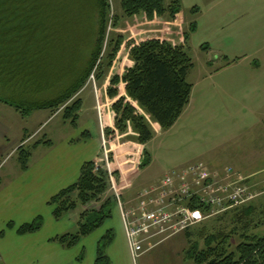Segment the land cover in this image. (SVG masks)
I'll return each instance as SVG.
<instances>
[{
    "label": "trees",
    "instance_id": "16d2710c",
    "mask_svg": "<svg viewBox=\"0 0 264 264\" xmlns=\"http://www.w3.org/2000/svg\"><path fill=\"white\" fill-rule=\"evenodd\" d=\"M120 4L127 16L143 14L147 21L164 15L177 19L182 10L181 0H120ZM117 18L111 11V0H0L1 90L14 88L16 81L25 85L46 78L48 72H52L60 62L55 57L63 51L65 37H96L87 64L80 71L77 70L79 74L55 96L44 100H27L25 103L7 99L1 101L15 107L24 117L34 110H57L71 101L64 109L63 118L77 126L82 100L75 96L94 71H99V79L105 75L125 44L126 39L122 35L107 41L110 38L109 24L112 22L117 26ZM84 27H87L85 32ZM195 28L196 23H193L191 30ZM188 38L186 35L185 43L181 45L156 36L126 43L130 45L129 57L133 64L126 67L122 75L115 74L110 80L108 94L111 98L118 97L112 106L116 129L125 133L131 127L138 133L137 141L145 145L141 167L148 166L152 161L146 147L155 135L149 119L158 123L161 129L169 130L190 102L193 85L188 80V72L193 64L185 50ZM202 47L205 48V45ZM106 55L107 65L104 67ZM120 83L125 84L126 96L120 95ZM112 132L109 129L105 131L107 136ZM39 143L51 144L52 141L39 140L31 148L24 145L19 147L18 158L22 169L27 168L32 149ZM140 154V148L134 151L130 169L137 166ZM110 187L108 170L98 167L95 161H88L82 166L79 179L53 196L49 204L54 207L55 218L59 219L67 212L76 210L78 202L86 206L100 201ZM116 205L115 197L107 195L99 207L81 213L76 233L58 235L53 239L65 246H73L82 236L90 234L112 217ZM191 206L204 212L208 210L195 199ZM42 224V217H37L18 231L33 232ZM229 236L222 233L207 235L203 247L193 242L188 253L194 264H264V234L243 233L242 241L234 251L229 250ZM112 238L109 233L102 238L96 264H111L105 248Z\"/></svg>",
    "mask_w": 264,
    "mask_h": 264
},
{
    "label": "rangeland",
    "instance_id": "374dc122",
    "mask_svg": "<svg viewBox=\"0 0 264 264\" xmlns=\"http://www.w3.org/2000/svg\"><path fill=\"white\" fill-rule=\"evenodd\" d=\"M249 4H256L257 10L247 9L246 5L249 6ZM181 8V13L177 19H172L169 15H165L159 20L147 21L143 14L132 17L127 16L121 7L120 0H111V11L118 18L117 26H114L112 22L109 24L108 36L110 38L107 41L117 38L118 35L125 37V44L119 51V56L122 57L120 59L122 65L124 63L123 57L126 53L129 55L130 45L126 43H133L132 41H138L147 36H156L166 39L174 45H181L185 43V37L188 35L189 38L186 40L185 50L192 59L193 65L190 68V70L192 69V82L197 84L193 91L192 109L190 110L192 112L185 114L172 129L158 133L154 131L155 136L147 145V149L152 156L151 164L148 165L143 175L139 174V179L132 186V190L135 191L147 186L173 168H184L196 163H202L211 171L220 174L230 170L229 168H233L235 173H239L244 178L242 183L248 187L254 198L241 207L231 209L223 215L205 219L202 223L196 225L202 229L203 237L198 238V236L193 235V238L199 241L200 246H204L207 235L218 233L230 235L227 238L230 243L229 250L234 251L242 241L241 235L243 233L249 235L264 234V170L255 172V170L261 168L262 163L249 164L245 169L238 168L237 170L231 160V153L230 155L228 154L232 150H237L239 151L238 153L243 150L251 152L259 146L260 142L256 137L259 129L255 127L256 125L261 127V122H257L256 119L259 114L262 115L264 113V106L257 104L236 107L229 102L230 96L222 95L220 90L215 87H206L207 84H204L203 80L200 79L203 69L210 65L209 67H212V71L217 70L224 65L226 58H219L222 55H218L216 59L213 53L208 55L202 45L206 41L212 40L214 44L216 43L218 46L222 44L221 48L233 54L230 57L244 56L243 65L248 64L252 59H257L264 67V0H181ZM198 8L201 9L199 12H202L200 15ZM248 16L250 19L246 28L244 23L249 18ZM193 23H196L195 30H191ZM86 28L84 27L83 32L86 31ZM243 35H250L249 37L255 39L249 46L244 48L239 47L240 41L244 39ZM215 37H224V40L217 42ZM65 41L63 51L58 52L55 57L56 61H60L58 66L53 67L55 69L52 72L49 71L46 78L36 82L34 80V82H29L25 85L21 81H14V88L8 90H1L3 87H0V119H10L12 114L16 118L14 119L15 122H13L14 130H11L12 128L8 130V126L12 122L4 121L2 123L0 121V164L8 153L11 151L14 153L0 165V177L5 183H8L10 179L6 178L7 172H10V176H12V173L18 172L16 163L19 165L20 162L18 159L20 146L24 145L26 148H31L35 142L42 139L59 142L62 140L59 139L60 136L69 134L72 131L70 122L63 119L64 109L71 101L57 110L51 108H46V111L34 110L31 112L32 114L30 113L31 115L29 114V117L25 116L26 118L21 112L11 109L10 106H6L7 104L1 101V99H7L25 103L27 100H44L55 96L67 86L90 59L91 52L95 47L96 37H65ZM74 46L76 47L74 48ZM106 57L107 55L104 57L106 59H104V67L107 65ZM209 58L212 61L210 64L208 63ZM77 70L79 71L77 72ZM92 74H94V78L91 75L84 87L89 85V87H94L95 90L96 88L101 89L102 83L105 81L104 78H98L99 71ZM215 78L217 77L213 76L211 80L205 81L215 83ZM121 87L123 88V86ZM78 94L75 96L76 99ZM96 104L97 100L91 101L88 99L86 111H90L93 114V107L94 105L96 107ZM241 109L243 115H237ZM53 113L58 115L52 118ZM39 118L43 123L46 122L42 127L39 123ZM86 122L85 115H83L81 125L88 128ZM151 123L153 124L152 121ZM18 126L21 128L19 131H22V134L24 127L28 129L29 134L36 133L32 135V139L29 142L21 144L17 150L13 151L14 146L19 141L17 139L19 137ZM9 134L13 136L6 142L2 136L7 137ZM106 137L108 140L114 141V137L110 138L107 135ZM23 138L26 139L28 137ZM2 141L6 142L3 146ZM111 144L113 142H109L107 145L108 149L111 148L109 160L113 170L120 176V148H117L118 144L115 142L116 145L114 150H112ZM137 149L138 147L135 148V150ZM140 149L142 162L143 148L141 147ZM4 150H6V153H3ZM42 150L44 149L40 148L35 153V157ZM134 151H132V154ZM117 152V159H114V154L117 155ZM232 155L236 157L237 154ZM104 159L103 148L102 160L104 161ZM109 194L111 193L108 192L103 196V199ZM103 199L86 206L78 202L79 204L74 213L78 215L86 209L99 207ZM118 213V208H114L113 214ZM113 217L107 218L106 221L115 219Z\"/></svg>",
    "mask_w": 264,
    "mask_h": 264
},
{
    "label": "crops",
    "instance_id": "0c3cea01",
    "mask_svg": "<svg viewBox=\"0 0 264 264\" xmlns=\"http://www.w3.org/2000/svg\"><path fill=\"white\" fill-rule=\"evenodd\" d=\"M246 8L255 10L256 4L246 5ZM199 11H201L200 8H198V13L200 15L202 12L200 13ZM164 16L158 18V20ZM249 19L250 17L245 21L246 23H244L246 28L248 27ZM249 36L250 35H243L244 39L240 41L239 47H247L255 40ZM215 38L217 42L224 40V37ZM204 44L206 48L204 49L208 55L213 53L216 59L218 55H222L219 56V58H226L224 65L217 70L212 71V67H209L210 65L203 69L200 79L203 80L202 82H204V84H207L206 87H215L220 90L222 95H228L227 97L230 96L229 102L236 107L253 106L257 104L264 106V67L261 62L257 59H252L251 62L243 65L245 57H230V55L233 54L221 48L222 44L218 46L216 43L214 44L212 40L206 41ZM119 55L118 52L112 66L105 72L103 76L105 81L98 91H100V99L105 104V129L113 131L108 136L110 138L114 137V141H110V143L113 142L110 146L112 150H114L116 142L118 144L117 148H120L121 152L119 158V160L121 159V167H119V171L121 172H119V174L122 177L121 189L124 193V199L130 201L139 190H132V186L135 184L136 180L139 179V174L143 175L148 166L141 167L142 162L140 156L137 166L133 169L129 168L131 164L130 161L133 159L132 151L137 147H142L144 149L145 145L137 141L138 133L131 127H129L125 133H120L115 127V112L112 106L118 97L111 98L108 94L109 87H111L110 80L115 74L122 75L125 68L133 64L128 53H126L123 57L124 63L122 65L120 61L122 57ZM211 62V58H209L208 63L210 64ZM121 65L122 67H120ZM213 76L217 77L214 79L215 83H208L205 81L211 80ZM188 80L193 83L192 69L188 72ZM192 85L190 102L178 121L183 118L185 114H190L192 112L190 110L192 109L193 91L197 84L194 82ZM121 86H123V88ZM118 88L120 90V95L126 96L125 84L120 83ZM78 97L82 100V106L78 112L79 119L77 126H73L70 123L72 131L69 134L60 136L59 139L62 140L59 142L50 140L52 141L51 144L39 143L34 147L27 168L22 169L19 162V165L16 163L18 169L17 173H12V176H10V172L6 173V178H10L8 183L3 182L0 177L1 264H96L99 245L102 238L108 233L111 234L113 238L106 246L105 252L111 264H192L193 260L189 256L188 250L193 242L199 243V241L193 238V235L198 236V238L203 237L202 229L195 225L196 227L193 226V230V227H191L164 241L148 242L146 243V250L135 259L128 245L121 212L117 205L115 208H118L119 213L115 215L112 214L115 219L105 220L101 226L93 230L90 234L82 236L73 246H65L58 240L53 239L58 235L76 233L79 230L81 214L76 215L73 210L57 219L53 214L54 207L49 204L50 199L79 179L84 163L88 161L103 163V137L100 120L96 111L97 104L96 107L95 105L93 107V114H91L90 111H86L87 100L96 101L95 88L89 87V85L82 88ZM6 106L10 105L7 104ZM10 108L15 109L13 106H10ZM46 110L47 109H41L36 111ZM30 115H28V117ZM57 115L58 114L53 113L52 118ZM83 115H85L88 128L81 125ZM237 115H243L242 109ZM10 116V119L1 118L0 121L2 123L4 121L12 122V124H9L8 130L11 128V130H14L15 126L13 122H15L14 119L16 118H14V114ZM149 120L150 122L152 121L151 119ZM65 121L70 122L69 120ZM256 121L261 122V127H259V125H256V127L254 126L259 129L256 134L260 142L259 146L251 152H245V150H243L238 153L239 151L232 150L228 153L229 155L231 153V160L234 162V168L237 170L238 168L245 169V167L253 163H262L261 168L255 170V172L264 170V113L262 115L259 114ZM152 122L153 124L151 123V125L154 127L153 129L156 133L164 131L158 123ZM39 123L42 127L46 122L43 123L40 119ZM19 129L21 128L18 126L17 132L19 137L17 139H19V141L14 146L13 151L17 150L21 144L29 142L32 139V135L36 133L33 132L29 134L28 129L24 127L22 134V131H19ZM11 134L7 137L2 136L3 140L6 142L10 140L11 136H13ZM21 135L22 137L20 138ZM23 137L28 138L24 140ZM6 142L2 141V146ZM40 148L44 150L35 157V153ZM3 153H6V150H4ZM12 153V151L8 153L1 161L0 165H2ZM232 154L237 155L234 157ZM117 156L118 152L117 155L114 154V159H117ZM229 169L234 171L233 168ZM222 173L224 174L225 172ZM37 217H42L43 219V224L38 230L27 233H20L18 231L21 226L32 223Z\"/></svg>",
    "mask_w": 264,
    "mask_h": 264
},
{
    "label": "built area",
    "instance_id": "2783aa9c",
    "mask_svg": "<svg viewBox=\"0 0 264 264\" xmlns=\"http://www.w3.org/2000/svg\"><path fill=\"white\" fill-rule=\"evenodd\" d=\"M95 91L105 153L103 163L97 166L108 170L110 192L117 201L127 242L135 259L146 250V243L164 241L207 218L241 207L254 198L242 183L244 178L239 173L230 169L220 174L202 163H196L169 170L158 180L139 189L130 201H126L121 189L122 177L116 174L109 160L111 148H107L110 140L105 135V104L97 88ZM194 199L206 207L207 212L199 208L192 209Z\"/></svg>",
    "mask_w": 264,
    "mask_h": 264
}]
</instances>
